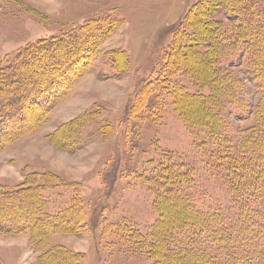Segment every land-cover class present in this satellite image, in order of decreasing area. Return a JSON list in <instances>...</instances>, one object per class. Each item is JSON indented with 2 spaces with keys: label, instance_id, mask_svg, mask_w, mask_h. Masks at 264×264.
<instances>
[{
  "label": "rangeland",
  "instance_id": "obj_1",
  "mask_svg": "<svg viewBox=\"0 0 264 264\" xmlns=\"http://www.w3.org/2000/svg\"><path fill=\"white\" fill-rule=\"evenodd\" d=\"M197 1L0 0V67L28 44L64 34L91 18L107 17L115 24L69 93L50 103L54 104L33 130L14 139L0 132V141H4L0 184L13 187L31 175L45 187L48 212L74 203L79 214L71 229L54 232L35 247L28 232H1L2 264H48L39 255L51 246H62L70 257L77 256V264H156L151 234L163 223L159 207L164 206L153 178L159 161L169 155L195 167L202 206L230 207L226 191L204 169L205 151L212 145L203 142L207 120L192 123L197 112L178 109L173 93L175 84L192 94L211 91L208 79L199 82L191 67L190 59L196 57L193 49H187L181 62L171 66L167 80L145 86L164 67L178 31H190L184 14ZM209 3L216 8L215 0H207L201 13L211 15L214 8ZM217 5L211 19L230 28L226 10ZM195 11L188 17L191 23H196ZM216 60L220 71H230L238 78V87L241 81L246 83L244 94L249 102L239 100V93L237 98L221 102L229 130L238 136L257 123L254 105L260 92L247 75L248 59L238 46ZM22 78H9L8 82L14 84ZM133 96L136 105L127 113L126 105ZM58 132H62L61 140ZM9 139L12 141L7 142ZM116 156L122 165L115 180L112 162ZM172 207L175 211L176 206ZM71 223L69 219L64 225ZM129 226L140 234L128 230Z\"/></svg>",
  "mask_w": 264,
  "mask_h": 264
},
{
  "label": "trees",
  "instance_id": "obj_2",
  "mask_svg": "<svg viewBox=\"0 0 264 264\" xmlns=\"http://www.w3.org/2000/svg\"><path fill=\"white\" fill-rule=\"evenodd\" d=\"M206 1L198 0L184 14L190 31H178L164 67L145 86L154 87L164 81L171 66L181 62L187 49H193L196 57L190 59L191 67L196 70L199 82L208 79L211 91L192 94L183 85L175 84L173 93L178 109L187 112L191 108L193 114L197 112L194 120L191 118L192 123L199 125L207 120L203 142L212 145L205 151L204 169L226 191L231 204L230 207L202 206L195 167L167 156L159 161L153 178L164 206L159 207L164 220L151 234V252L157 254L156 264H264V0H215L216 8L209 3L210 9L214 8L212 13L217 4L226 10L232 22L230 28L211 19L212 13H201ZM196 8L199 10L195 11ZM192 10L197 13L196 23L188 19ZM114 25L107 17L91 18L64 34L28 44L0 67V132H7L14 139L33 130L36 121L54 104L50 103L69 93ZM192 38H195L193 42ZM235 46L245 52L247 75L260 92L254 105L257 123L238 136L229 130L230 122L221 102L237 98L238 93L239 100L249 102L244 94L246 83L241 81L239 88L238 78L216 67V59L233 51ZM20 75L24 77L20 81L8 82L9 78ZM135 105L133 96L126 105L127 113ZM56 134L61 140L62 132ZM69 142L74 143V139L69 138ZM112 163V177L116 180V172L122 165L120 157L116 156ZM33 179L29 175L13 187L0 184V233L28 232L35 247L37 243H45L50 234L71 229L79 214L74 203L48 212L45 187ZM69 219L72 223L65 226ZM128 230L140 231L130 226ZM64 251L62 246H51L39 256H44L48 264L50 261L77 264V256L70 257Z\"/></svg>",
  "mask_w": 264,
  "mask_h": 264
}]
</instances>
